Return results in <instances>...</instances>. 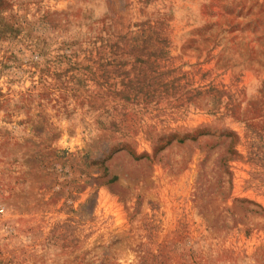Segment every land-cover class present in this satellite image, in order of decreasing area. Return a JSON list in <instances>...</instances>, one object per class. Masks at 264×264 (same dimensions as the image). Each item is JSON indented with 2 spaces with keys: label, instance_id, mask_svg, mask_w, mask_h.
<instances>
[{
  "label": "rangeland",
  "instance_id": "1",
  "mask_svg": "<svg viewBox=\"0 0 264 264\" xmlns=\"http://www.w3.org/2000/svg\"><path fill=\"white\" fill-rule=\"evenodd\" d=\"M0 264H264V0H0Z\"/></svg>",
  "mask_w": 264,
  "mask_h": 264
}]
</instances>
